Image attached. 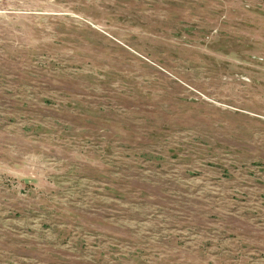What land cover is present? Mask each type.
<instances>
[{"label": "rangeland", "instance_id": "374dc122", "mask_svg": "<svg viewBox=\"0 0 264 264\" xmlns=\"http://www.w3.org/2000/svg\"><path fill=\"white\" fill-rule=\"evenodd\" d=\"M0 264H264V0H0Z\"/></svg>", "mask_w": 264, "mask_h": 264}]
</instances>
